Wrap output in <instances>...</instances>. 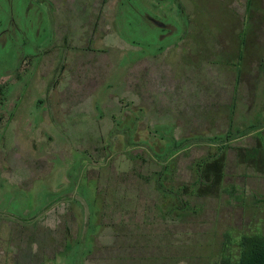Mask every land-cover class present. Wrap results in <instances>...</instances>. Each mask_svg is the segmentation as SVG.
Returning <instances> with one entry per match:
<instances>
[{
    "label": "rangeland",
    "instance_id": "1",
    "mask_svg": "<svg viewBox=\"0 0 264 264\" xmlns=\"http://www.w3.org/2000/svg\"><path fill=\"white\" fill-rule=\"evenodd\" d=\"M226 145L217 192L167 189ZM262 233L264 0H0V264L236 263Z\"/></svg>",
    "mask_w": 264,
    "mask_h": 264
},
{
    "label": "trees",
    "instance_id": "2",
    "mask_svg": "<svg viewBox=\"0 0 264 264\" xmlns=\"http://www.w3.org/2000/svg\"><path fill=\"white\" fill-rule=\"evenodd\" d=\"M181 10V13L184 16V7L179 1H177ZM186 26L188 27L190 22V18L185 16ZM238 132V135H237ZM141 133V132H140ZM139 134V133H138ZM249 133H240L239 131H233L225 134V138L231 142V140H237L240 137L246 136ZM223 135L218 138L222 139ZM149 140V139H148ZM150 143V142H149ZM158 146V145H157ZM223 147L219 149L220 155H215L210 159H202L196 162L195 164V172L198 175L197 183L192 185L191 187H179L176 188L171 185L168 187V190H172L175 192L182 191V194H191L194 195H211L217 192L220 189L224 178V169H225V161H226V151L229 150L230 146ZM167 153V145L162 152V154ZM163 180H167L168 176L165 175ZM207 186H206V185ZM190 190V191H189ZM227 241L224 244V252L230 250V246L233 245L232 236L227 235ZM237 247L239 248V259L236 263H234L231 258L224 257L222 259L221 264H264V233L262 234H252V235H243L237 243Z\"/></svg>",
    "mask_w": 264,
    "mask_h": 264
}]
</instances>
